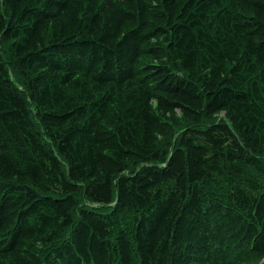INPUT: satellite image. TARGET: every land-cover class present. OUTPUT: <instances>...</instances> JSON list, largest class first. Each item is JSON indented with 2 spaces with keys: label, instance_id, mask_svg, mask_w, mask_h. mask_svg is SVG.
<instances>
[{
  "label": "trees",
  "instance_id": "16d2710c",
  "mask_svg": "<svg viewBox=\"0 0 264 264\" xmlns=\"http://www.w3.org/2000/svg\"><path fill=\"white\" fill-rule=\"evenodd\" d=\"M2 44L0 264H264V0H0Z\"/></svg>",
  "mask_w": 264,
  "mask_h": 264
},
{
  "label": "rangeland",
  "instance_id": "374dc122",
  "mask_svg": "<svg viewBox=\"0 0 264 264\" xmlns=\"http://www.w3.org/2000/svg\"><path fill=\"white\" fill-rule=\"evenodd\" d=\"M0 51H1V54H2V56L4 58V60L8 64V69H10V74L18 80L17 74L16 75L14 74L15 70L13 71V69H14V67H13L14 66L13 59H12L11 55L8 53V49H7L6 46H4V44L0 45ZM28 103H29L30 110H32L31 111L32 114L36 117V109L34 108V106H32V104L29 101H28ZM89 205L93 206V207H96V205H91V204H89ZM102 210H105V209H102Z\"/></svg>",
  "mask_w": 264,
  "mask_h": 264
}]
</instances>
